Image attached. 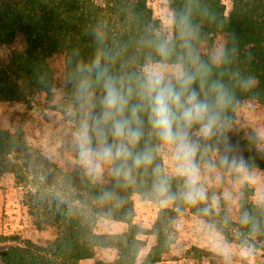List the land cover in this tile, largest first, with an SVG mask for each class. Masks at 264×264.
<instances>
[{
    "label": "trees",
    "instance_id": "1",
    "mask_svg": "<svg viewBox=\"0 0 264 264\" xmlns=\"http://www.w3.org/2000/svg\"><path fill=\"white\" fill-rule=\"evenodd\" d=\"M167 1L173 13L170 40L160 33V23L154 19L148 0H0V49L11 47L19 38L24 44L15 48L7 61L0 58V102L31 103L40 95L50 99L56 84L50 61L63 56L66 91L79 105V64L90 65L100 56L113 76L139 73L149 58L160 61L154 43L161 39L173 46L166 64L194 72L197 66L180 37L179 21L184 19L192 50L199 63L210 69L209 83H223L231 96L225 111L229 126L222 136L208 142L211 149L198 154V163L213 165L224 173L264 170V149L259 148L257 134L235 126L236 113L245 101L264 103V0H230L228 12L227 0ZM219 37L225 42L215 61L208 51ZM245 80L251 85L243 86ZM195 87L200 90L198 83ZM94 92L98 111L102 91L97 87ZM79 108L73 118L75 130ZM145 129L146 139L153 145L159 143L148 135L146 117ZM26 150L21 130H0V182L5 175L14 174L16 184L23 188L22 204L36 228H52L55 237L41 244L18 235L0 236V264H80L94 259L100 250H115L117 259L95 264H136L145 246L143 236L155 238L143 264H159L171 252L177 217L186 211L227 241L264 252V201L255 205L248 185L237 195L232 210L224 200L213 209L205 201L186 204L179 197L182 177L169 178L170 192L176 199L170 201V208L160 210L147 230L133 223L132 197L160 201L154 192L152 169L163 167L161 153L147 169L135 170L130 182L112 172L107 182H97L80 169L65 172L46 160L33 175L25 174L13 163V157ZM213 151H217L216 159ZM225 157L227 164L223 163ZM101 218L125 224L127 229L120 234H99L95 226Z\"/></svg>",
    "mask_w": 264,
    "mask_h": 264
},
{
    "label": "rangeland",
    "instance_id": "2",
    "mask_svg": "<svg viewBox=\"0 0 264 264\" xmlns=\"http://www.w3.org/2000/svg\"><path fill=\"white\" fill-rule=\"evenodd\" d=\"M227 12L231 9L230 0L225 1ZM148 5L155 20L160 23V33L167 39L173 37V13L167 0H148ZM224 38L219 37L215 46L208 51L215 61L219 60L224 46ZM22 39L11 47L0 49V58L7 61L15 48H23ZM54 70L56 84L50 99L45 95L38 96L31 103L0 102V130L24 133L27 150L13 157V163L25 174L33 175L42 161L46 160L61 170H82L90 174L82 164L75 143L73 118L77 114L78 105L67 94L66 71L63 56H55L50 61ZM181 65L167 64L171 75ZM183 70V69H182ZM235 126L239 130H252L260 140V149H264V103L245 101L238 109ZM195 138V137H193ZM163 168L169 178L174 174L170 153L161 152ZM212 158H217L213 151ZM201 183L207 191L205 202L216 209L222 200L232 210L236 205L237 195L244 185L253 191L251 201L260 205L264 201V170L245 171L237 169L232 173H224L213 165L200 164ZM110 166L105 165L99 175H93L97 182H107L111 175ZM31 179V178H30ZM22 187L16 184L14 174L5 175L0 182V236L18 235L35 243L53 240L55 231L36 228L28 209L22 204ZM134 203L133 223L150 230L161 209L170 208L172 203L162 205L160 201L143 199L139 195L132 197ZM127 225L114 223L107 219H99L95 230L99 234H120ZM145 246L140 252L136 264H143L145 256L155 243L152 236L141 238ZM174 244L171 252L159 264H264V252L252 249L237 242H229L224 236L212 228L201 218L189 211L182 212L176 219L173 234ZM200 251L202 253H200ZM117 259L115 250H100L96 257L81 264H95L97 261L112 263Z\"/></svg>",
    "mask_w": 264,
    "mask_h": 264
},
{
    "label": "clouds",
    "instance_id": "3",
    "mask_svg": "<svg viewBox=\"0 0 264 264\" xmlns=\"http://www.w3.org/2000/svg\"><path fill=\"white\" fill-rule=\"evenodd\" d=\"M179 27L188 57L197 66L194 72L178 69L168 73L166 61L173 46L167 39L154 43L160 61L149 58L139 73L113 76L100 56L90 65L77 66L81 78L80 120L75 143L90 174L99 175L108 165L117 178L126 182L133 179L135 170L147 169L162 150H167L174 174L183 179L179 197L186 204L196 205L208 199L201 183L198 154L209 151L208 142L222 136L229 126L225 111L231 96L223 83H209L210 69L199 63L192 50L186 20L181 19ZM242 85L250 86L251 81L245 80ZM97 87L102 91L98 111L93 101ZM145 117L148 135L159 142L155 145L146 139ZM223 163H228L226 157ZM152 171L160 203L166 205L176 199V194L170 192L165 169L156 165Z\"/></svg>",
    "mask_w": 264,
    "mask_h": 264
},
{
    "label": "crops",
    "instance_id": "4",
    "mask_svg": "<svg viewBox=\"0 0 264 264\" xmlns=\"http://www.w3.org/2000/svg\"><path fill=\"white\" fill-rule=\"evenodd\" d=\"M88 261H90V260H85V261H82L81 263H83V262H88ZM81 263H80V264H81Z\"/></svg>",
    "mask_w": 264,
    "mask_h": 264
}]
</instances>
